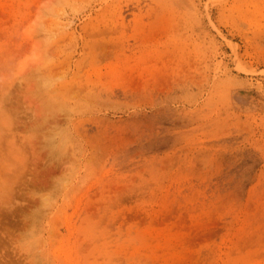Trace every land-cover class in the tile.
<instances>
[{
    "label": "rangeland",
    "instance_id": "obj_1",
    "mask_svg": "<svg viewBox=\"0 0 264 264\" xmlns=\"http://www.w3.org/2000/svg\"><path fill=\"white\" fill-rule=\"evenodd\" d=\"M0 264H264V0H0Z\"/></svg>",
    "mask_w": 264,
    "mask_h": 264
}]
</instances>
